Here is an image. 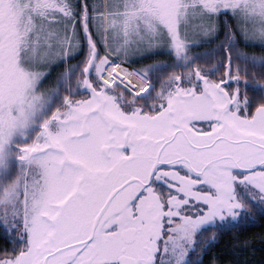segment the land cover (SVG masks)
Listing matches in <instances>:
<instances>
[{
	"label": "snow or ice",
	"instance_id": "obj_1",
	"mask_svg": "<svg viewBox=\"0 0 264 264\" xmlns=\"http://www.w3.org/2000/svg\"><path fill=\"white\" fill-rule=\"evenodd\" d=\"M0 264H264V0H0Z\"/></svg>",
	"mask_w": 264,
	"mask_h": 264
},
{
	"label": "trees",
	"instance_id": "obj_2",
	"mask_svg": "<svg viewBox=\"0 0 264 264\" xmlns=\"http://www.w3.org/2000/svg\"><path fill=\"white\" fill-rule=\"evenodd\" d=\"M250 231H252V232H258V231H260V229L259 228H252ZM228 237H227V235L224 237V239L226 240ZM223 246H224V241L222 240L221 241V243L219 244V245H217V247H215V248H213L212 249V251L213 252H216V251H218L219 249H221V248H223Z\"/></svg>",
	"mask_w": 264,
	"mask_h": 264
}]
</instances>
